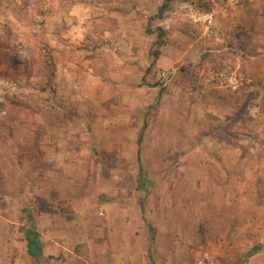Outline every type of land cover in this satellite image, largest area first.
<instances>
[{
    "label": "rangeland",
    "instance_id": "1",
    "mask_svg": "<svg viewBox=\"0 0 264 264\" xmlns=\"http://www.w3.org/2000/svg\"><path fill=\"white\" fill-rule=\"evenodd\" d=\"M163 3L0 0L2 264H21L14 261L25 256L28 213L23 209L31 214L38 209L40 181L48 172L39 166L40 113L110 114L111 136L91 142L94 168L74 167L71 172L78 186L82 173L107 178L123 173L127 189L134 190L140 170L136 143L140 115L132 103L142 97L140 89L154 87V152L146 155L143 171L159 182L147 183L142 190L153 225L177 210L173 185L168 192L170 183L162 181L166 161L178 162L186 155L189 161L213 165L215 154L204 147L213 144L210 140L218 128L234 129L239 140L249 135L260 145L264 142V0H172L159 18ZM209 16L211 24L206 20ZM159 28L166 42L155 56ZM97 121H93L94 130H105L106 121L104 126ZM63 130L57 128L56 133L61 135ZM120 133L124 138L118 139ZM124 142L126 150L119 153ZM172 143L187 152L170 151L167 146ZM255 146L253 155L244 153L249 160L246 168L240 167L236 186L240 193L256 190L264 197V146ZM118 154H124L126 161ZM250 167L262 172L256 184L244 176ZM100 179L106 180L101 175ZM191 185L189 198L200 196V186L202 194L218 195V190L213 191L216 184ZM197 201L196 210L190 208L197 214H190L189 234L167 230V226L155 228L154 264L230 261L231 249L215 247L212 243L219 241L207 236L205 201ZM157 209L163 215H154Z\"/></svg>",
    "mask_w": 264,
    "mask_h": 264
},
{
    "label": "crops",
    "instance_id": "2",
    "mask_svg": "<svg viewBox=\"0 0 264 264\" xmlns=\"http://www.w3.org/2000/svg\"><path fill=\"white\" fill-rule=\"evenodd\" d=\"M162 57L164 58V55ZM151 89H140L142 97L132 103L140 115L136 145L138 164L142 171L148 159L146 155L154 152V87ZM160 95L161 91L156 103L159 102ZM149 111L151 114L148 116ZM98 116L99 114L95 115L90 110L85 117L66 111L40 113L39 166L48 169V172L45 171V176L40 181L42 185L39 189V205L38 209L32 212V217L39 233L42 254L37 261L28 251L26 231L31 224L26 220L25 256L22 261L13 259L14 263L154 264L155 228L161 226L162 230H165L164 227L167 226V230L189 234L193 228L190 214H197V200H200L205 201L207 236L212 235V240H218L219 244L212 243L215 241L208 242L233 252L230 261L225 264H264V197L256 190L249 194L240 193L236 186L240 182V167L246 168L249 160L244 153L253 155L255 145L264 146V142L260 145L258 139L249 135L243 136L242 141L239 140L238 134L232 133L234 129L218 128L214 129V140L209 139L213 144L204 147L206 152H214L213 165L209 161L206 166L199 161H189L185 158L186 155L178 162L175 159L166 161L162 181L167 185L170 183L168 192L170 185H173L172 192L176 200L173 208L177 209L176 212L181 210V213L175 212L173 215L168 212L166 219H156L153 225L148 216L152 213L147 211L148 208L143 203L142 190L145 184H157L159 179L147 176L144 171L142 177L139 170L134 190L127 189L123 173H115L111 178L101 173L90 177L82 173L79 180L82 189H79L78 180L72 175L71 169L86 166L94 168L92 140L101 141L111 136L108 124L110 126L112 117L106 111H103L102 116ZM96 119L97 122L102 120L103 126L106 121L105 130L100 132L98 127L94 130L93 121ZM158 122L156 120V124ZM124 123L125 120L120 129ZM57 128H63L64 133H56ZM60 136H64L62 141ZM123 136L120 133L118 139ZM140 136L141 144L138 142ZM86 138L89 140L86 144L79 142ZM178 146L179 143H172L167 149L187 152L183 146ZM125 150L124 142L120 144L118 152ZM118 157L126 161L124 154H118ZM152 160L154 161V156ZM107 164L110 165V162ZM211 167L214 169L211 170ZM255 170L250 167V170L244 172V176L251 177L250 183L256 184L262 172ZM192 174L196 176L190 177ZM100 175L107 179L102 181ZM190 179L191 182L188 181ZM191 183L216 184L217 189L213 191L218 190V195H204L200 186V196L189 198V190L193 189ZM191 207L195 210H190ZM23 212L28 215L31 213L25 208ZM163 212L157 209L154 215H163ZM3 262L0 261L1 264Z\"/></svg>",
    "mask_w": 264,
    "mask_h": 264
},
{
    "label": "trees",
    "instance_id": "3",
    "mask_svg": "<svg viewBox=\"0 0 264 264\" xmlns=\"http://www.w3.org/2000/svg\"><path fill=\"white\" fill-rule=\"evenodd\" d=\"M172 0H164V3L160 6L159 8V12L156 15L157 17L161 18L164 14V12L169 8L170 4H171ZM166 42V40L164 39V31L159 28V33H158V40L156 42V44L158 45V49L155 51V56L159 55V47H161L162 45H164ZM139 144H141L142 142V136L139 137L138 139ZM140 154V151H139ZM142 169L140 170V175L143 177L142 174ZM28 222H30V227L29 229L26 231V238L28 241V251L30 253L31 256H33L34 258L37 259V261H39V258L42 254V245L39 239V233L36 230V226L33 223V217L32 214L29 213L28 217H27Z\"/></svg>",
    "mask_w": 264,
    "mask_h": 264
},
{
    "label": "built area",
    "instance_id": "4",
    "mask_svg": "<svg viewBox=\"0 0 264 264\" xmlns=\"http://www.w3.org/2000/svg\"><path fill=\"white\" fill-rule=\"evenodd\" d=\"M206 20H207L210 24L213 23V18H212V16L207 17Z\"/></svg>",
    "mask_w": 264,
    "mask_h": 264
}]
</instances>
